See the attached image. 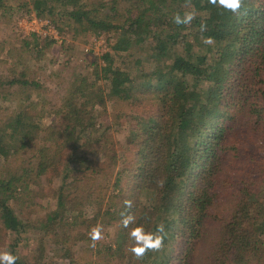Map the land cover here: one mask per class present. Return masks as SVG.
I'll use <instances>...</instances> for the list:
<instances>
[{"label":"trees","instance_id":"obj_1","mask_svg":"<svg viewBox=\"0 0 264 264\" xmlns=\"http://www.w3.org/2000/svg\"><path fill=\"white\" fill-rule=\"evenodd\" d=\"M3 1L17 19L34 12L60 30L69 20L75 37L80 28L85 41H112L90 77L67 87L59 126L44 127L32 92L0 116V246L16 264L47 263L46 242L75 264L99 223L120 241L116 264H264V0H242L236 13L209 0ZM60 1L69 7L59 13ZM186 11L195 18L177 25ZM31 38L23 51L32 61L22 51L18 74L0 75L3 101L12 89L40 87L29 73L51 40ZM108 100L124 107L112 110L114 123L101 122ZM122 122L129 138L116 146L112 126ZM44 187L42 205L34 198ZM122 214L135 222L123 227ZM159 224L162 246L136 258L131 229ZM28 233L41 259L19 253Z\"/></svg>","mask_w":264,"mask_h":264},{"label":"rangeland","instance_id":"obj_2","mask_svg":"<svg viewBox=\"0 0 264 264\" xmlns=\"http://www.w3.org/2000/svg\"><path fill=\"white\" fill-rule=\"evenodd\" d=\"M3 2L5 6L12 5L16 8L24 2L31 5L32 0H4ZM120 3L121 5H126L129 3V0H120ZM64 7H69V5L66 6V4H63V2L60 1L57 4L58 12L60 13ZM5 10L6 9L4 7H0V75L3 76V79L16 76L18 74V70H21L14 62L17 61L18 55H20L25 49L24 41L26 42L27 39L30 43H32L33 39L31 36L36 34L28 33V27L32 25H25L23 22L24 20H26V23L30 22V19L33 17H36L37 20H48L52 26H50L49 29L55 30L56 36L49 37L43 33L37 34L40 38L46 37L51 40V42H49L44 48L41 55L38 56L39 60L36 59L33 61L30 69L31 72L29 73V77L35 78L41 83L40 87L25 89V91H21V89L18 88V90L12 89V94L8 95L11 102L0 99V116L11 113L13 109L17 107L19 98L22 99L26 92H32L33 96L36 95V101L39 102L38 105L34 107L36 110L42 112L41 121L44 127L51 124L53 121H55V125L59 126L61 120L58 107L62 103V97L66 94L67 87L76 78H80L82 76L90 77L94 56H100L102 53L109 52L112 41H108L104 35H92L90 36L89 41H85V34L83 33V30H80V28H78V35L75 37L73 34V26H75V24L69 20H67V26L60 30L57 28L55 22L47 16L37 17L34 12H32L30 16H20L17 19L14 16L17 15L15 11L6 12ZM55 20L60 21L59 18H55ZM37 27L40 29L42 26L37 24ZM43 30H47V28L43 27L41 31ZM43 43L44 42L41 41L40 45ZM27 54L28 52L24 53L23 51L21 56L25 57L24 59L26 60V63H30L32 60L26 57ZM105 108V116L107 117H105V119L103 118L101 122L114 123L112 110H119L124 107L121 106V103L115 102V100H108ZM94 109L96 111L100 110L99 107H95ZM129 128L130 126L124 122L121 123V126H112L111 134L113 141L116 142V146L124 145L126 143L129 138ZM19 161L21 162V158ZM34 199L38 201L39 204H46L49 196L46 194L45 187L38 195L35 196ZM142 202L144 205H148L151 201L144 196L142 198ZM147 211H149V209ZM18 212H21L20 208H18ZM97 228L101 230V239L95 242V247H92V249L85 250L79 247L76 252V258L79 259V262L75 264H89L90 262L88 263L87 260H95L94 264L118 263L116 253L113 249L120 245V241L115 242V232L110 230V227L107 228L101 223L95 225L92 230ZM24 235L25 234H22V237L18 242L19 253L21 255L25 254L29 257L38 254L41 259V253L32 251V248L36 245V242L33 239L34 235L32 233H28L26 238L23 237ZM6 239H13L9 232ZM43 246L47 254L45 253L46 256L42 258L43 260H47V263L45 260V262H42L41 259V264H70L69 259L63 257L62 255L60 256L59 252L52 249L49 242L44 243ZM98 250H100L99 254H97ZM2 251L5 250L2 246H0V252ZM110 253L113 254V257ZM135 264L140 263L135 262Z\"/></svg>","mask_w":264,"mask_h":264},{"label":"clouds","instance_id":"obj_3","mask_svg":"<svg viewBox=\"0 0 264 264\" xmlns=\"http://www.w3.org/2000/svg\"><path fill=\"white\" fill-rule=\"evenodd\" d=\"M209 3L214 6H218L229 10L233 13L239 11L242 5V0H209ZM195 11H186L183 15L177 13L173 20L177 25H187L192 22L195 18ZM206 30V24H201V31ZM206 44L213 43L211 38H206L204 41ZM126 206L131 207L132 202L126 201ZM123 215V214H122ZM135 222V216L132 214L123 215L122 225L127 228L130 224ZM165 232V226L159 224L155 231L146 230L143 225H137L131 229L129 236L132 241V247L130 251L136 258H142L146 252L149 250H157L163 244V233ZM90 239L92 241V247H95V242L101 239V230L93 229L90 234ZM18 257L11 253L10 251L0 252V264H16Z\"/></svg>","mask_w":264,"mask_h":264},{"label":"built area","instance_id":"obj_4","mask_svg":"<svg viewBox=\"0 0 264 264\" xmlns=\"http://www.w3.org/2000/svg\"><path fill=\"white\" fill-rule=\"evenodd\" d=\"M30 20H31V21L28 22V23H26V20L23 21L25 25H27V24L32 25V26L28 27V29H29V32H28V33H36V34L43 33L44 35H48L49 37H55V36H56V35H55V30H50V29H49L50 26H51L50 21H48V20H44V21H43V20H37L36 17H33V18L30 19ZM37 24H40L42 27L39 29V28L37 27ZM43 27H46L47 30H43V31H41V29H42ZM51 27H52V26H51Z\"/></svg>","mask_w":264,"mask_h":264}]
</instances>
